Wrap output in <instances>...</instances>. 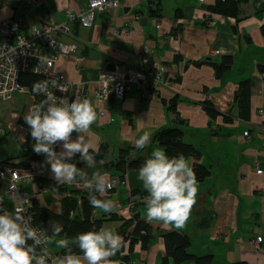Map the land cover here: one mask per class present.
Masks as SVG:
<instances>
[{
    "label": "crops",
    "instance_id": "obj_1",
    "mask_svg": "<svg viewBox=\"0 0 264 264\" xmlns=\"http://www.w3.org/2000/svg\"><path fill=\"white\" fill-rule=\"evenodd\" d=\"M214 2L122 0L117 10L98 14L92 27L71 21L70 33L59 32L57 39L65 44L74 43L77 49L60 53L56 68L65 73L72 86L90 93L100 86L98 77L102 72L126 77L128 89L124 96L112 95L104 101L91 99L97 121L85 135L92 140L95 151L102 144H108L106 161L116 158L123 146L134 147L135 140L145 131L152 133V143L143 151L151 156L153 149L161 148L154 141V135L162 128L181 126L185 142L202 152L199 163L211 172L198 184L197 202L191 212L194 216L186 224L197 226L199 233L196 240L191 239L190 250L197 255L212 253L217 264L235 261L264 264V71H261L264 68V12L259 13L264 0H244L240 4L241 20L211 13L209 8ZM87 3L88 0H0V22L17 21L21 33L30 37L32 27L41 26L45 14L54 23L68 22L70 13H82ZM179 55L183 58L176 62ZM146 56L150 57L148 63L144 61ZM226 56L232 58L231 68L218 76L209 63L220 62ZM189 60L208 63L187 65ZM151 62L154 67L159 64L163 68L166 83L156 88V94L143 97L140 76L146 70L151 73L148 83H154L155 68ZM242 81L251 87L249 120L239 115L233 100ZM23 95L31 96L33 103L17 106L19 112L10 115L17 120L16 126L11 121L1 122L6 139L10 131L21 133L20 144L26 140L27 132L19 118L36 105L30 91L16 94L12 101ZM75 97L80 96L74 93L69 101ZM174 97L179 98L177 110L185 120L182 124L177 123L176 115L167 111L164 104ZM204 100L212 101L228 119L219 116L211 120L202 109ZM76 137L74 132L72 139ZM60 150L58 144L57 152ZM30 161L25 156L17 162L35 165L40 169L39 176L54 179L46 157ZM196 161L191 157L189 163L193 166ZM70 162L89 175L96 170L86 168L79 154ZM97 162V169L107 172L111 183L114 179L121 182L109 199L116 203L130 199L144 203L147 192L137 179V171H128L122 181L116 170L110 172L104 163ZM256 163L262 174L255 169ZM68 185L86 190L81 184ZM25 189L54 212L62 211L60 200L66 194L40 190L35 181L26 183ZM4 193L0 180V195ZM15 201L12 199V203ZM3 206L6 208L5 199ZM137 210L146 220V207L138 205ZM152 224L161 230L175 229L160 222ZM120 225L117 220L104 222V226L115 231ZM185 227L177 231L185 233L188 230ZM257 235L263 236L259 247L254 241ZM49 249L52 253L59 250L51 245ZM164 252L163 240L158 238L150 250L137 246L132 260L134 264H160ZM128 253L126 249L123 254Z\"/></svg>",
    "mask_w": 264,
    "mask_h": 264
},
{
    "label": "clouds",
    "instance_id": "obj_2",
    "mask_svg": "<svg viewBox=\"0 0 264 264\" xmlns=\"http://www.w3.org/2000/svg\"><path fill=\"white\" fill-rule=\"evenodd\" d=\"M39 60L35 71L49 63L48 57H39ZM65 87L55 78L33 83L32 92L45 97L24 116L35 141L33 151L46 156L58 185L81 184L89 192L91 207L112 213L116 202L106 199L105 195L113 185L108 173L97 169L93 142L85 135L97 121L96 109L87 97H75L70 102L67 97L56 99L50 92V88L63 91ZM74 132L77 133L75 140L72 139ZM151 143L152 133L145 131L135 140L134 147L143 150ZM58 144L59 152L56 151ZM77 154L86 168L96 169L91 175L70 162ZM189 160L183 153L170 157L163 148H155L136 170L137 179L147 192L146 222H160L176 230L185 227L199 191L197 174ZM5 196L20 202L27 199L19 195L13 182L0 195V264H121L112 257L126 245L115 229L101 226L97 230L93 226L70 237L58 220L49 221L47 229L34 227L32 217L23 208L14 206V211H9L3 206ZM52 244L64 250L63 254L50 256L48 246Z\"/></svg>",
    "mask_w": 264,
    "mask_h": 264
},
{
    "label": "trees",
    "instance_id": "obj_3",
    "mask_svg": "<svg viewBox=\"0 0 264 264\" xmlns=\"http://www.w3.org/2000/svg\"><path fill=\"white\" fill-rule=\"evenodd\" d=\"M244 0H215L214 4L209 8L210 12L219 14L221 16L226 17H234L237 20H241L240 16V4ZM263 5V4H262ZM261 5V6H262ZM260 12H264V6L260 8ZM183 58L182 55H179L176 58V62ZM232 58L229 56L224 57L220 62H210L209 64L214 66L215 72L218 76L223 73H227L231 68ZM194 64L196 66H201L203 63H208L207 61H187V65ZM154 71V69H153ZM261 71H264L262 66ZM164 73V71H163ZM45 79L44 75L40 73H35L29 70L25 72H21L19 75V82L21 85L28 87L30 94L35 96L36 104L40 103L45 99L44 96L36 95L32 92V85L34 82L38 80ZM163 79H165V73L163 75ZM250 95H251V87L248 82L242 81L239 85V91L236 93L235 104L238 108L239 115L245 119L249 120L250 118ZM179 98L174 97L169 100V102H164L167 111H171L176 115V121L178 124H182L185 122L181 114H179L177 110V106L179 104ZM204 113L211 118V120H215L219 116H224L220 110L215 107L214 103L210 100H204L201 104ZM225 119H228L226 115ZM20 124L27 132V138L24 142H22V148L25 156L28 157L32 161H41L44 157L43 154H36L33 151V145L35 141L32 139L30 134V128L26 125L24 121V115H21L19 118ZM184 130L181 126H170L165 127L159 130L154 135V141L160 145L161 148L166 150V153L172 156H178L183 153L186 157H193L197 161L194 163V171L197 174V179L199 182L204 181L210 175V170L208 167L199 163V159L202 156V152L197 149L192 144L185 142L183 137ZM1 141L6 140V136L0 137ZM58 149V145L56 146V151ZM108 144H102L98 151H95L96 160H102L106 166V169L110 172L117 171L120 174L121 180L124 181L125 174L128 171H136L144 162V160L148 159L150 155L144 154L143 150H137L132 146H124L119 149V156L112 160L106 161ZM30 164L26 162H13L12 158H5L0 160V168L3 170L6 168H15V169H29ZM1 177V176H0ZM38 188L40 190H49L51 192H56L59 194H66L61 198L62 211L54 212L49 208L48 205H44L39 202L38 198L34 193L31 194L26 191L25 184L30 183L26 182L21 184V191L24 192L27 198V207L28 214L32 217V224L34 227H40L43 229H47L49 225V221L58 220L64 225L65 232L68 236L73 237L77 233L85 232L90 230L93 226L97 228V230L104 226V222L106 221H120L121 225L116 230V232L122 236L124 239V243L128 241L129 244L121 249L120 252L117 253L115 257L112 259H116L121 261V264H134L135 262L132 260L134 249L137 246H140L143 250H150L152 244L159 238L163 240L165 245V252L161 256L160 264H217L214 259V255L211 254H195L189 248L192 245L191 239L189 235L184 234L183 232H179L177 230H162L160 228H155L152 223L146 222V220L141 216L138 209V205H141L139 201L134 199H130L126 202L119 201L116 203L117 207L112 213H102L98 214L96 211L100 209H95L89 204V192L88 190L77 189L72 185H68V183H63L58 185L57 182L45 175H36L33 177ZM1 180V183L6 188V184L4 179ZM31 181V182H32ZM121 184L118 182L113 185L112 188L106 193L105 198L109 199L113 192L115 191V187ZM141 196H146L145 193H140ZM142 198V197H139ZM145 198V197H144ZM145 203V201H143ZM130 206V211H132V215L130 217H124L120 211V208H126V206ZM260 235H257V237ZM262 236V235H261ZM255 237V239L257 238ZM255 241V240H254ZM261 245V244H260ZM49 247V246H48ZM74 247L75 251L78 249ZM128 249L129 253L124 255L123 253ZM64 250H58L56 253H52L49 249V253L55 255H62ZM143 263V262H141ZM139 264V263H138ZM144 264V263H143ZM224 264H249L245 261H235Z\"/></svg>",
    "mask_w": 264,
    "mask_h": 264
},
{
    "label": "built area",
    "instance_id": "obj_4",
    "mask_svg": "<svg viewBox=\"0 0 264 264\" xmlns=\"http://www.w3.org/2000/svg\"><path fill=\"white\" fill-rule=\"evenodd\" d=\"M122 6V0H88V7L80 14H71L68 22L54 23L50 21L48 15H44L41 26L32 27V36L27 37L21 33V25L17 21H3L0 22V102H6L15 98L17 94H26L29 92L28 87L21 85L19 82V75L26 70L40 73L44 75L45 79L55 78L60 84L65 85L63 91L58 89H51L53 97L56 99L67 97L70 99L72 94H78L80 97H87L90 100L95 98L97 101L108 100L109 97L115 95L122 97L126 94L128 89V82L122 80L115 72H102L98 81L100 86L98 89L90 93L88 90H83L81 87L72 86L68 81L65 73L56 68L58 56L60 53H72L77 49L76 44H65L58 41L57 34L70 33V22H78L86 27H92L96 16L106 11H112L114 7ZM39 57H48L49 63L43 65L40 69L35 71L40 65ZM144 60L146 63L150 61V57L146 56ZM151 66L155 68L153 74L154 83L149 84L148 79L151 76L150 72L141 73L140 80L142 81V95L143 97L156 94V88L166 81L163 79V68L159 64L151 62ZM6 129L2 126L0 121V137H4ZM262 172V170H258ZM0 173L4 175L0 178L6 184L5 192L9 188L10 182H13L20 196L26 197L24 192L21 191V184L30 182L34 176L40 173L39 167L30 165L29 169H15L6 168ZM13 173V174H12ZM118 180H113L112 185L117 184ZM16 207H21L28 214L27 199L23 202L15 201ZM124 217H130L132 211L130 206L120 208ZM263 236H258L255 239L257 247L263 242ZM143 264V263H139Z\"/></svg>",
    "mask_w": 264,
    "mask_h": 264
},
{
    "label": "rangeland",
    "instance_id": "obj_5",
    "mask_svg": "<svg viewBox=\"0 0 264 264\" xmlns=\"http://www.w3.org/2000/svg\"><path fill=\"white\" fill-rule=\"evenodd\" d=\"M87 7H88V3H87ZM119 7H121V5L120 6H117V7H114V9H112V11L117 10ZM85 10L86 9H84L83 11H85ZM142 73L145 74L146 71L144 70V72H142ZM120 78L122 80H126V77L124 75H122ZM19 99H20V101H19ZM24 103H26V105L27 104H30L31 105L33 103L32 97L29 96V95H26L24 97H17L14 101L10 100V101H6V102H3V103L0 102V121L3 124L11 121V123L16 126V121L17 120H15V117L14 116H12L13 119L10 118L11 117L10 115L13 112L15 113V111L16 112H19V111H17L18 110V107L17 106H19V108H21ZM248 133H249L248 131L245 132V135L248 136ZM7 136H8V138L4 142L0 140V160L5 159V158H12L13 159V162L16 163L17 161H19L20 159H22V158L25 157V155H23V148H22V146L20 144L21 133L20 132L17 133V132L10 131V133ZM114 158H112V159H114ZM256 164L257 165H256V168L255 169L258 172V170H261V169L259 168L258 163H256ZM258 173L259 174H262L263 173V170H262L261 173L260 172H258ZM14 203H12V199L10 201V199H8L7 196H5V204H6V209L7 210L14 211ZM15 205H16V203H15ZM140 207H144L145 208L146 207V204L142 203L140 205ZM191 215L194 216V213H191ZM186 228L188 230L184 234L189 235L190 239L196 240L198 238V235H199V233L196 232L197 226H195L193 224H188V225H186L185 229ZM51 247L52 248H57V247L54 246V244H52ZM59 250H61V249H59ZM187 264H192V263H187Z\"/></svg>",
    "mask_w": 264,
    "mask_h": 264
}]
</instances>
